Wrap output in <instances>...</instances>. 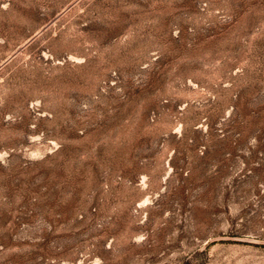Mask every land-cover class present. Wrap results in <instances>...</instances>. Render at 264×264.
Instances as JSON below:
<instances>
[{"label": "rangeland", "instance_id": "374dc122", "mask_svg": "<svg viewBox=\"0 0 264 264\" xmlns=\"http://www.w3.org/2000/svg\"><path fill=\"white\" fill-rule=\"evenodd\" d=\"M0 264H264V0H0Z\"/></svg>", "mask_w": 264, "mask_h": 264}]
</instances>
